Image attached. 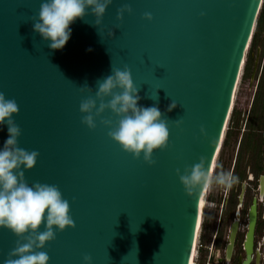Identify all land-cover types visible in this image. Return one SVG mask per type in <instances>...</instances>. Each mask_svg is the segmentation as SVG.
Segmentation results:
<instances>
[{
    "label": "water",
    "instance_id": "obj_1",
    "mask_svg": "<svg viewBox=\"0 0 264 264\" xmlns=\"http://www.w3.org/2000/svg\"><path fill=\"white\" fill-rule=\"evenodd\" d=\"M41 2L0 0V92L19 106L17 146L39 152L33 168L21 166L24 179L56 185L75 223L40 251L48 264H84L85 254L91 264H188L206 188L186 192L176 169L183 174L204 157L211 171L262 0H112L100 25L90 10L71 23L60 50L33 31ZM124 3L132 13L117 20ZM124 65L138 105H155L168 119V146L153 150L152 165L122 150L99 117L95 129L81 123V99ZM85 84L92 93L79 90ZM8 135L0 125V148ZM235 231L233 223L227 258ZM17 239L0 227V264Z\"/></svg>",
    "mask_w": 264,
    "mask_h": 264
},
{
    "label": "clouds",
    "instance_id": "obj_2",
    "mask_svg": "<svg viewBox=\"0 0 264 264\" xmlns=\"http://www.w3.org/2000/svg\"><path fill=\"white\" fill-rule=\"evenodd\" d=\"M111 3L112 0H42L38 15L30 17L33 31L42 40L50 41V49L60 50L70 38L71 23L77 18L83 19L90 10L95 17L92 23L94 26L100 25ZM125 13H132L128 3L117 9L116 19L122 20ZM143 18L151 20L152 14L145 12ZM96 83L94 96L88 95L80 101L79 111L84 114L81 123L95 129L96 118L99 117V122L109 128L107 135L122 150L131 153L133 158H140L143 153L144 162L155 164L153 150L168 146V119L155 105H138L141 97L127 65L123 69L112 66L111 74ZM79 90L93 91L87 84L79 87ZM176 104L172 100L167 110L171 111ZM105 110H110L117 119L113 121L111 117H103L101 114ZM18 112L15 99H6L5 94L0 92V125L6 124L9 134L0 148V227L11 230L18 237L16 246L9 251L3 264H48V254L40 249L46 242L54 240L57 232L63 231L66 226L75 227V223L69 214V203L56 185L35 182L29 186L25 181L21 166L23 169L33 168L39 152L17 146L21 129L12 115ZM173 122L179 127L183 119L181 117ZM200 132L204 134L203 126ZM176 172L186 192L197 187L210 188L213 184L230 188L236 182L231 172H210L205 168L204 157L191 166H185L183 174H180V169H176ZM42 224L44 230L39 231ZM82 259L84 264H91L90 255L85 254Z\"/></svg>",
    "mask_w": 264,
    "mask_h": 264
},
{
    "label": "flooded vegetation",
    "instance_id": "obj_3",
    "mask_svg": "<svg viewBox=\"0 0 264 264\" xmlns=\"http://www.w3.org/2000/svg\"><path fill=\"white\" fill-rule=\"evenodd\" d=\"M255 50H260L257 67H254L257 54L255 52L249 74L244 78L242 73L240 78V82L245 79L242 90L249 88L252 81L250 102L240 110L237 118L230 117L234 124L231 127L233 132L230 135V128H226L213 172L217 174L219 163V173L231 172L236 177V182L230 188L217 185L211 200H208L211 187L206 194L207 206H215L216 212L219 208L214 217V229L210 238L212 264H243L248 257V264H264V57L261 61L264 51L263 39L260 42L258 40ZM225 145L227 148L220 160L219 155ZM233 223H236V231L231 253L227 258L226 247ZM223 228L224 244L216 254L213 250L215 244L222 239Z\"/></svg>",
    "mask_w": 264,
    "mask_h": 264
},
{
    "label": "rangeland",
    "instance_id": "obj_4",
    "mask_svg": "<svg viewBox=\"0 0 264 264\" xmlns=\"http://www.w3.org/2000/svg\"><path fill=\"white\" fill-rule=\"evenodd\" d=\"M254 28H255V26H254ZM263 36H264V32L258 38L259 42L263 39ZM249 45H250V42H249ZM249 45L247 47V51H248ZM247 51H246L245 59L243 61L241 74H242V72L244 70V64H245V61H246V58H247ZM255 52L257 54H256V62H255V66L254 67H257V63L259 61V56H260V50L256 51L255 48H253L252 53H251V55H252V63H253V58H254ZM263 57H264V51H263V54L261 55V61L263 60ZM241 74H240V78H241ZM244 80L245 79H242V81L240 82V79H239V82H238L237 90H236V93H235V98H234V101H233V107L231 109V112L234 110L233 115H232L233 119L235 117L236 118L238 117V113L240 112V110H242V108L247 107V105L250 102V98L252 96V91H253V89H252V81H250L249 88L242 90L241 87L244 84ZM231 112H230L229 117H231V114H232ZM228 120H229V118H228ZM227 124H228V126L226 125V128L227 127L230 128V130H228V132H231L230 133V135H231L232 132H233L231 127L234 124H233L232 120H230L229 123L227 122ZM226 131L227 130H225V132ZM221 147H222V144L220 146V149H221ZM226 148H227L226 145L222 148V151H221V153L219 155L220 160L223 158V155L225 153ZM220 149L218 151V154L220 152ZM218 154H217V156H218ZM216 159H217V157H216ZM220 160L218 162H220ZM215 165H216V160H215ZM214 169H215V167H214ZM219 169H220V167H219V163H218V167L216 168V173L217 174L219 173ZM208 189H207V191H208ZM215 189H217V184H213L211 186V192H210V194L208 196V200H211V197L213 196L212 194L214 193ZM207 191H206V194H207ZM213 201H214V198H213ZM218 211H219V208H218ZM217 212H216L215 206H213V207L205 206L204 209H203L202 220H201L199 231H200V240L205 246H208L210 244L211 234H212V231L214 229V225H213L214 217H215V214ZM223 234H224V228H223V231H222V239L220 240V242L217 245L215 244V249L213 250L214 253H216V254H218V249H220L223 246V244H224ZM207 252H208V249L206 247L201 248L199 250V254H200V256H199L200 259L199 260L203 261L205 256L207 255ZM211 264H212V258H211Z\"/></svg>",
    "mask_w": 264,
    "mask_h": 264
},
{
    "label": "bare ground",
    "instance_id": "obj_5",
    "mask_svg": "<svg viewBox=\"0 0 264 264\" xmlns=\"http://www.w3.org/2000/svg\"><path fill=\"white\" fill-rule=\"evenodd\" d=\"M255 26V25H254ZM250 42V41H249ZM249 45V43H248ZM247 45V47H248ZM244 61V60H243ZM242 65H243V62H242ZM242 65H241V68H240V71L238 73V77H237V81H236V85L234 87V90H233V94H232V100H231V105H230V110H229V113H228V116L226 118V121H225V124H224V127H223V130H222V134H221V137H220V142L218 144V147H217V150H216V154H215V158H214V161H213V165H212V168H211V171L213 173L214 171V167H215V160H216V157H217V154H218V151L220 149V146L222 144V140L224 138V134H225V130H226V125H227V122H228V118H229V115H230V112H231V109L233 107V101H234V98H235V93H236V90H237V86H238V82H239V79H240V74H241V69H242ZM208 188L205 189V192H204V196H203V199H202V202H201V206H200V211H199V215H198V219H197V223H196V227H195V231H194V235H193V240H192V252H191V257H190V260H189V263L188 264H194V258H195V255H196V241H197V237H198V234H199V229H200V224H201V220H202V214H203V209L205 206H207V202H206V191H207ZM209 202V201H208Z\"/></svg>",
    "mask_w": 264,
    "mask_h": 264
},
{
    "label": "trees",
    "instance_id": "obj_6",
    "mask_svg": "<svg viewBox=\"0 0 264 264\" xmlns=\"http://www.w3.org/2000/svg\"><path fill=\"white\" fill-rule=\"evenodd\" d=\"M264 31V0H262L257 18H256V23H255V28L252 33L250 45L247 51V58L244 64V70H243V77H247L249 74V70L252 68V50L255 48V45L258 43V38ZM263 45H264V37H263ZM234 110L231 112V118L233 115Z\"/></svg>",
    "mask_w": 264,
    "mask_h": 264
},
{
    "label": "built area",
    "instance_id": "obj_7",
    "mask_svg": "<svg viewBox=\"0 0 264 264\" xmlns=\"http://www.w3.org/2000/svg\"><path fill=\"white\" fill-rule=\"evenodd\" d=\"M243 73V72H242ZM242 76V74H241ZM230 121V117H229V120H228V123ZM228 126V124H227ZM206 247L208 249V252H207V255L205 256L204 260H199V250L201 248H204ZM211 257H212V242H210V244L208 246H205L201 240H200V232L198 234V237H197V241H196V255H195V258H194V264H211Z\"/></svg>",
    "mask_w": 264,
    "mask_h": 264
}]
</instances>
